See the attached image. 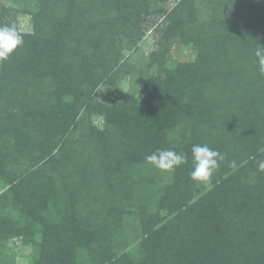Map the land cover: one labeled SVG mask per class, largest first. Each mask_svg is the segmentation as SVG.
I'll use <instances>...</instances> for the list:
<instances>
[{
  "label": "trees",
  "instance_id": "obj_1",
  "mask_svg": "<svg viewBox=\"0 0 264 264\" xmlns=\"http://www.w3.org/2000/svg\"><path fill=\"white\" fill-rule=\"evenodd\" d=\"M12 1L0 25L24 44L0 63V264L15 242L31 264H264V0ZM148 33L156 71L122 100L123 51ZM172 41L195 61L168 64ZM194 145L225 157L210 189L190 179ZM165 149L187 157L168 176L145 161Z\"/></svg>",
  "mask_w": 264,
  "mask_h": 264
},
{
  "label": "clouds",
  "instance_id": "obj_2",
  "mask_svg": "<svg viewBox=\"0 0 264 264\" xmlns=\"http://www.w3.org/2000/svg\"><path fill=\"white\" fill-rule=\"evenodd\" d=\"M24 44L22 32L13 25H0V63L6 62ZM257 72L264 75V46L255 48ZM125 93V92H124ZM192 170L190 179L198 186L212 187V178L225 157L218 150L207 145H194L191 149ZM146 163L165 173H172L187 162L186 155L171 149L157 150L145 157ZM235 165L233 164V167ZM258 170L264 172V161H260Z\"/></svg>",
  "mask_w": 264,
  "mask_h": 264
},
{
  "label": "rangeland",
  "instance_id": "obj_3",
  "mask_svg": "<svg viewBox=\"0 0 264 264\" xmlns=\"http://www.w3.org/2000/svg\"><path fill=\"white\" fill-rule=\"evenodd\" d=\"M1 1L10 7H15L12 0ZM165 7L170 9L171 4H166ZM19 22L22 29L26 31L31 29L29 17L24 16L19 19ZM156 40V36L148 33L137 50L124 49L123 61L126 62L129 60V64L134 67L136 72L133 76H125L121 81L118 94L122 97V100L126 97H133L137 88H140L138 82L141 79L149 78L150 75L156 71L154 66L147 65L149 54L154 50H158L157 47H155ZM196 57L197 51L193 45L185 46L179 41H172L167 45V54L165 58L168 60V64L171 63L170 65L177 66L181 63H191L195 61ZM165 174V176L169 175V173ZM6 249L7 251L5 252L7 256L15 257V264H31V250L22 246L20 243L15 242V244H9Z\"/></svg>",
  "mask_w": 264,
  "mask_h": 264
}]
</instances>
